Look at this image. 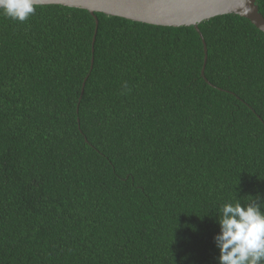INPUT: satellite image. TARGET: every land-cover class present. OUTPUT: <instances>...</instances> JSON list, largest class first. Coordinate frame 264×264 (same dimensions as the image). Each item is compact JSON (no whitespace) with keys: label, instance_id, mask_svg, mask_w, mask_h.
Listing matches in <instances>:
<instances>
[{"label":"trees","instance_id":"obj_1","mask_svg":"<svg viewBox=\"0 0 264 264\" xmlns=\"http://www.w3.org/2000/svg\"><path fill=\"white\" fill-rule=\"evenodd\" d=\"M38 5L0 15V264H218L219 206L264 200V32L201 21L203 76L193 26Z\"/></svg>","mask_w":264,"mask_h":264},{"label":"water","instance_id":"obj_2","mask_svg":"<svg viewBox=\"0 0 264 264\" xmlns=\"http://www.w3.org/2000/svg\"><path fill=\"white\" fill-rule=\"evenodd\" d=\"M37 3L61 4L88 10L96 23L94 36L98 23L96 12L154 25L193 26L203 43L204 60L201 68L203 76L207 48L198 27L201 21L217 15L234 13L249 19L264 32V16L258 10L255 0H37ZM92 62L93 58L90 67ZM84 82L85 80L81 93Z\"/></svg>","mask_w":264,"mask_h":264},{"label":"clouds","instance_id":"obj_3","mask_svg":"<svg viewBox=\"0 0 264 264\" xmlns=\"http://www.w3.org/2000/svg\"><path fill=\"white\" fill-rule=\"evenodd\" d=\"M37 0H0V15L24 22L35 14ZM125 89L127 85H124ZM264 200L226 201L219 206V231L213 241L218 264H264Z\"/></svg>","mask_w":264,"mask_h":264}]
</instances>
